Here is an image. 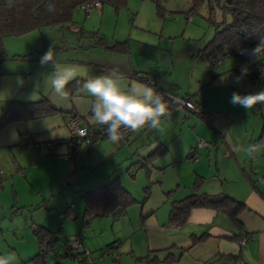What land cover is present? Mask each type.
<instances>
[{
	"label": "rangeland",
	"instance_id": "obj_1",
	"mask_svg": "<svg viewBox=\"0 0 264 264\" xmlns=\"http://www.w3.org/2000/svg\"><path fill=\"white\" fill-rule=\"evenodd\" d=\"M159 1L162 14L157 12L153 0L106 1L88 12L77 8L72 20L63 26H43L19 36L4 37L0 114L11 100L32 102L43 97L59 112L45 118L12 122L0 130V256L12 252L16 256L14 264H39L33 259L38 252L33 227L40 225L57 231L61 226L63 230L47 248L43 264H75L69 258L57 263L55 254L77 233L91 252L86 264L95 261L97 264L101 261L102 264H141V259L132 258L129 250L133 241L136 256L146 255L143 232L133 231L139 228L141 210L145 213L154 207L159 215L166 214L173 201L195 191L198 177H202L198 191L203 192L206 187L228 194L227 191L237 186L236 177L230 171L231 159H252L253 170L264 173L261 170L264 151L254 157L245 152L249 144L264 139V104L247 111L229 102L233 92L249 94L264 90V79L255 83L247 75L237 84L235 77L240 75L241 65L249 66L238 55L220 57L221 62L214 66L197 55L215 32L213 20L222 19L219 9L212 16L209 14L213 0H203L195 9H191L192 0ZM99 37L108 43L125 41L128 48L124 52L106 49L98 44L102 42ZM50 48L55 62L70 66L76 79L83 81L115 69L121 84L129 86L128 78L114 64L128 66L132 61L139 70L150 66L163 75L172 91L180 95L187 92L195 95L196 101H205L206 113L201 115L205 120L187 111L180 117L172 115L162 121L160 139V134L152 132L153 129L130 145L114 146L102 140L105 142L100 144L111 147L110 154L108 151L92 153L95 144L80 141L75 153L68 143L67 122L75 111L85 122L92 121L93 98L77 87L68 90L66 100L54 95L48 82L52 65L40 64L41 56ZM221 77L225 78L223 82ZM20 78L24 81L22 85ZM134 80L145 84L137 78ZM37 82L41 87L36 89ZM200 138L205 141L204 145H197ZM160 145L165 150L149 156ZM193 151L196 152L192 155ZM142 162L146 166L142 167ZM17 164L22 168L17 169ZM246 164V171L257 181V174L249 169L248 161ZM115 177L135 202L117 219L96 216L84 224L83 191ZM67 206L75 214L63 217L60 212ZM110 243L114 254H102V249ZM147 262L144 259L142 263L158 264Z\"/></svg>",
	"mask_w": 264,
	"mask_h": 264
},
{
	"label": "trees",
	"instance_id": "obj_2",
	"mask_svg": "<svg viewBox=\"0 0 264 264\" xmlns=\"http://www.w3.org/2000/svg\"><path fill=\"white\" fill-rule=\"evenodd\" d=\"M92 1L95 0H52L55 5V11L49 13L45 8L48 0H0V61L4 59L3 39L5 36H19L43 26H63L72 20L73 12L79 6ZM98 1L101 6L106 1L113 0ZM153 1L155 2L157 12L162 14L160 1ZM202 1L192 0L191 9L198 7ZM215 9L220 10L222 19L219 22L213 20L216 24L215 32L205 47L197 54L201 59L209 61L211 65H213L211 62L212 57L221 59L220 57L226 55H237V50L252 49L259 43V38L264 37V0H213L209 5L210 16L213 15ZM99 39L102 42H98V44L106 49L115 52H124L127 49V42L125 41L108 43L103 37H99ZM238 56L249 64L248 75L253 79V76L260 72L259 65L241 55ZM261 63L264 64V59L261 60ZM137 77L140 79L139 75ZM77 80L81 83L83 82V80L74 79L68 84L67 90L70 91L77 87ZM200 104V102H197V106H200ZM57 112L59 110L56 106L45 97L32 102L11 100L0 114V130L12 122L45 118ZM198 115L201 116L202 111L198 112ZM262 135H264V127H262ZM78 144L70 148L75 151ZM161 149L164 148H161L160 145L149 156H155L162 151ZM141 166H146V162H142ZM198 178L199 181L195 182V191L193 193L171 203L168 222L174 225L183 224L186 222L190 211L194 208L220 210L227 213L233 221L238 222L237 217L239 213L246 209L245 203L233 199L224 192L209 194L198 191L202 177ZM82 198L84 200V224L86 225L96 216H111L113 219H117L123 216L127 212V208L135 202L132 194L123 187L118 177L93 189L84 190ZM69 214H75L70 206H67L65 211L62 210L60 212V215L63 217ZM60 232H62V227L57 231L40 225L33 227V234L38 244V252L33 257L35 262L39 264L45 262L47 248L53 245ZM77 236L80 237V233ZM205 236L202 235L197 239H203ZM107 247L114 248L112 244H109ZM181 254L182 252H180ZM74 256L68 251L63 253L59 260L62 258L72 259ZM177 258L165 256L163 259L158 260L157 257H145L151 263L171 262L172 260H177ZM222 258L220 256L206 264H221L223 262L221 261L223 260ZM225 258L227 260H234L239 259V256L230 255L225 256ZM59 260H57V263Z\"/></svg>",
	"mask_w": 264,
	"mask_h": 264
},
{
	"label": "crops",
	"instance_id": "obj_3",
	"mask_svg": "<svg viewBox=\"0 0 264 264\" xmlns=\"http://www.w3.org/2000/svg\"><path fill=\"white\" fill-rule=\"evenodd\" d=\"M129 56L131 59L132 55L129 54ZM114 65L117 66V69H121L123 71V75L128 78L129 86L132 83L137 82L134 78L141 80L137 77L140 72L141 74L152 77L155 80V84L158 89L170 92L178 97L191 98L196 103V106L197 102L201 103L200 106H197V108L193 110H188L186 108H178L176 111L174 110L171 113L173 118L180 117L182 116V113L187 111L196 115H198V112L200 111H202V114L206 113L204 112V109L206 110L207 107V103L205 101H196V96L189 93L187 94V92L184 96L176 93V90L172 91L169 89L170 85L168 81L163 79V75L160 72L154 71L152 67L149 66L146 70H139L141 68H138L137 65L134 66L132 61L128 64V66H123L120 63H116ZM71 115H78V113L75 111L72 112ZM199 117L204 119L202 116ZM87 123L90 125H97L92 121H87ZM166 124L168 125V123ZM164 131L167 132L166 128ZM148 132L149 129H145L141 132L135 133L129 145L133 141H138L139 137L144 136L145 133ZM152 132L158 134L162 133L159 130H153ZM160 138L161 134L158 136V139ZM100 143L101 142L97 143L98 147H96L95 144V147L92 149V153L106 154V151H108L110 154L112 152L111 147L105 145L104 143ZM113 145L116 146L115 144ZM79 147L80 145L78 144L75 153L79 150ZM195 152L196 151H193L192 155ZM231 160L233 165H231L230 171L231 174L236 177L234 181L237 182V186H234L232 190L227 192L233 199L243 202L246 205V209L241 211L237 217L238 222L233 221L227 213L220 210L194 208L190 211L186 222L181 225H174L168 222V213L170 209L166 210V214L161 215L157 213L158 210L154 207H151L150 210L145 213L141 210V220L137 222L139 224V228L134 229L133 231H136V233L143 232L146 243V255H139V257H137L133 247V241H130L129 250L132 258L141 259V264H144L142 262L145 257L149 256L157 257L158 260L163 259L165 256H168L169 258L178 257L177 260H172L171 262H159L158 264H206L209 261L222 256L223 260L221 261L223 262L221 264H264V184L261 183L264 181V173L260 171L258 174L255 170H253L252 159ZM16 161L18 162V159H16ZM247 161L249 169L253 170L254 174H257V181H254L252 176H250L246 171L245 167H247ZM194 167L196 168L198 165L194 163ZM20 168H22L21 164H17V169ZM261 170H264V168H261ZM28 172L29 170L26 169V173ZM204 189L205 190H203V192L205 193H216V190H209L206 187ZM134 227L135 226H133V228ZM132 235L134 234L132 233ZM132 235L130 236V240L133 239ZM202 235L206 236L203 239L198 240L197 238ZM241 238H245L244 243L240 242ZM82 242L85 244L84 240H82ZM119 243L122 245V242ZM181 249H183V251H181ZM180 252H182L181 255ZM230 255H238L239 259L227 260L225 256ZM90 264L97 263L95 261ZM100 264H102V261Z\"/></svg>",
	"mask_w": 264,
	"mask_h": 264
},
{
	"label": "clouds",
	"instance_id": "obj_4",
	"mask_svg": "<svg viewBox=\"0 0 264 264\" xmlns=\"http://www.w3.org/2000/svg\"><path fill=\"white\" fill-rule=\"evenodd\" d=\"M46 11L53 13L55 5L52 0H48L45 5ZM241 55L250 57L253 63L259 65L261 79H264V37L259 38V43L252 49L239 50ZM52 65V72L48 82L56 97L66 100L69 97L68 84L76 79V73L70 66H61L54 60L53 49L50 48L40 58L41 66ZM115 69L107 74L89 77L82 83L77 80V88L92 97L90 102L91 120L94 124L105 126L109 141L116 144L122 139L124 130L131 133H138L145 129H162V121L170 118L171 111L169 103L155 87L139 82L130 86H123L116 75ZM249 74L247 64L241 65L240 75L235 77V82L239 84ZM221 77V82L224 81ZM19 83H24L19 79ZM41 87L40 83L35 84V88ZM34 91L30 98H35ZM232 105H238L249 111L258 104H264V90L256 93L241 94L233 92L229 101ZM49 128V125L45 123ZM264 151V139L257 143H252L245 149L249 157ZM15 253H8L0 256V264H14Z\"/></svg>",
	"mask_w": 264,
	"mask_h": 264
},
{
	"label": "built area",
	"instance_id": "obj_5",
	"mask_svg": "<svg viewBox=\"0 0 264 264\" xmlns=\"http://www.w3.org/2000/svg\"><path fill=\"white\" fill-rule=\"evenodd\" d=\"M99 6H100V2L98 0H95L88 4L79 6V8L85 9L88 12L92 7H99ZM239 50H237V55H241ZM241 56L250 59V57L247 55H241ZM211 62L213 66L218 65L221 62V59L212 57ZM139 77L146 84L155 87L156 90L164 96L165 100H167L169 103L171 113L178 108H186L188 110L195 109L196 105L193 99L178 97L170 92L158 89L156 87L155 80L150 76L141 74L139 75ZM252 80L255 83H259L261 80L260 72H258L255 76H253ZM67 127L70 133V137L68 139V143L70 147L76 145L80 141L87 143L89 145L97 144L102 140L109 141L105 126L90 125L79 116L70 117V119L67 122ZM134 135L135 133H131L130 131L124 130L122 134V139L120 140L119 143H116L115 145H128L133 139ZM204 144L205 141L202 138H200L198 145L200 146ZM244 241L245 238L240 239L241 243H244ZM68 251L71 252L73 255H75L72 258L75 264H85L86 262H88L91 256V252L83 244L82 239L77 235L74 239L68 241V243L63 247L62 250L58 251L55 254L56 260H59L61 258V255ZM114 251H115L114 248H105L102 250V254H107L108 256H112L114 254Z\"/></svg>",
	"mask_w": 264,
	"mask_h": 264
}]
</instances>
